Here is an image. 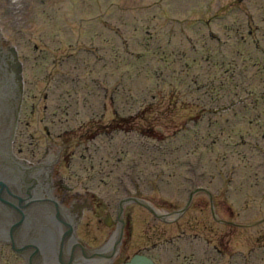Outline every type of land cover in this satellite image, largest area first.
I'll return each instance as SVG.
<instances>
[{"label": "rangeland", "instance_id": "rangeland-1", "mask_svg": "<svg viewBox=\"0 0 264 264\" xmlns=\"http://www.w3.org/2000/svg\"><path fill=\"white\" fill-rule=\"evenodd\" d=\"M24 1L17 27L9 0H0L1 27L25 53L26 101L16 140L22 157L29 156L33 103L34 123L48 105L56 114L47 124L52 138L64 143L57 136L62 128L78 133L59 167L64 175L82 171L71 183L76 189L85 191V180L104 189L124 179L131 185L129 168L145 173L158 203L182 205L196 184L219 193V216L264 218V0ZM63 71L69 76L57 84ZM106 91L114 92L113 106ZM113 117V145L81 141L82 124L93 122L99 132ZM207 196L198 192L191 209L201 236L196 260L208 248L206 264H264V221L236 228L216 221ZM0 264L26 262L0 245Z\"/></svg>", "mask_w": 264, "mask_h": 264}, {"label": "flooded vegetation", "instance_id": "flooded-vegetation-1", "mask_svg": "<svg viewBox=\"0 0 264 264\" xmlns=\"http://www.w3.org/2000/svg\"><path fill=\"white\" fill-rule=\"evenodd\" d=\"M63 75L62 82H65L69 75L65 71ZM48 96L49 94L46 95ZM110 100L114 101L113 94ZM47 109L48 105L44 112L39 113L37 122L34 123L37 104H33L26 136L30 163L38 172L43 171L46 175L48 185L43 196L51 199L62 219L67 221V230L63 232L66 237L63 253L67 256L60 258L61 264H126L138 252L151 255L156 264H195L196 261H209L211 252L208 248L203 249V256L196 260V254L199 253L196 238L200 236L193 231L191 209L194 203L185 213L176 216L178 206L175 202L166 201L165 205H160L149 197L145 173L139 171L140 173L128 175L132 183H139L136 190L114 183L104 189L89 180L84 192L76 190L69 183L73 176L55 175V168L61 164L63 153L73 140L68 141L67 135L71 134L64 128L57 135L63 137L64 143L58 137L52 138L53 130L47 124H50L51 117L54 119L56 114L49 113ZM105 126L109 128L113 123H101L99 132L94 128L93 122L90 126L83 124L80 129L86 138L81 141L96 140L101 130H106ZM75 173H80V170ZM131 196L147 199L158 209L152 210L142 203L128 200ZM185 216L188 218L186 224ZM216 248L219 253L224 252L220 246Z\"/></svg>", "mask_w": 264, "mask_h": 264}, {"label": "water", "instance_id": "water-1", "mask_svg": "<svg viewBox=\"0 0 264 264\" xmlns=\"http://www.w3.org/2000/svg\"><path fill=\"white\" fill-rule=\"evenodd\" d=\"M3 39L4 38L0 30V83L2 84L3 93L5 91L6 85L10 82V80H12L13 83H15V89H16L15 96L12 97V100L10 101H8L6 97L7 102H5V104H8L10 106L9 108L15 105L14 109L16 110V108L18 107L16 103L17 96L21 90L20 82L22 80V71H21L22 67L20 63L15 62V60H13L11 56L7 60L5 59V53H4L5 49L1 44ZM9 48L14 53V55H16L15 48L12 46H9ZM0 185H1L0 197L6 200L11 206V207H7L4 209L7 212V213H4V215L8 217L14 216V214H12L10 209L15 210V212L18 211V215H20L19 218H17V220H14L13 223H9L6 226V217H4L2 213L0 212L1 227L5 226L4 229L9 228L11 231H13L15 228H18L17 231L19 232H24V231L28 232V230L31 229V233L33 236L30 235V237L28 238V244H31L29 240L36 241L35 245L37 249H42L40 244H45L48 241V238L50 237V227H48V225H45L43 220L42 222H39L38 224L37 222L31 223L33 220L32 215L36 211L35 207H33L31 204L32 203V199L30 197L31 195L28 196L25 194V192L24 194H21V193H16L15 191H13V189H17V188L15 187L14 183H12L11 179H5V180L0 181ZM30 188L31 186L29 187V191L31 190ZM4 196H8V198ZM15 197H17L18 199H16ZM25 197L27 198V201L29 202L25 201Z\"/></svg>", "mask_w": 264, "mask_h": 264}, {"label": "bare ground", "instance_id": "bare-ground-1", "mask_svg": "<svg viewBox=\"0 0 264 264\" xmlns=\"http://www.w3.org/2000/svg\"><path fill=\"white\" fill-rule=\"evenodd\" d=\"M2 94H3V89H2V84L0 83V97L2 98ZM4 111V110H3ZM5 113H6V111H5ZM1 139H3V137H2V135H1V137H0V140ZM3 146H4V144L2 143L1 144V146H0V156H1V158H0V165L4 168V156L5 155H3ZM7 154V153H6ZM4 171L5 172H7V170H6V168H4ZM9 173H11V174H13L15 177H20L18 174H16V173H14V172H9ZM25 180H26V182H28L29 184H30V179L29 178H32V176H29V175H23L22 176ZM0 178H2V177H0ZM43 181V179L41 178V177H39V176H37L36 177V179H35V181H33L32 183H31V185H33L34 186V193L30 196L31 198H32V201L33 200H38V199H40L41 198V196L39 195V193H38V191H39V188H40V186H41V182ZM43 189L45 190L46 189V186L44 185V187H43ZM25 192V191H24ZM25 201L26 202H29V201H27V198L25 197ZM25 204H27V203H25ZM23 234V233H22ZM25 237H27V236H29V235H25V234H23Z\"/></svg>", "mask_w": 264, "mask_h": 264}]
</instances>
